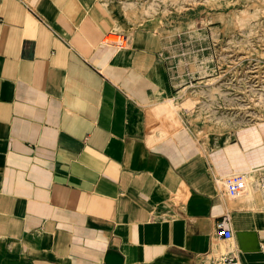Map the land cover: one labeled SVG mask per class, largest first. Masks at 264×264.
<instances>
[{
  "label": "crops",
  "instance_id": "0c3cea01",
  "mask_svg": "<svg viewBox=\"0 0 264 264\" xmlns=\"http://www.w3.org/2000/svg\"><path fill=\"white\" fill-rule=\"evenodd\" d=\"M129 2L0 0V264H264V126L206 143L170 118L165 41Z\"/></svg>",
  "mask_w": 264,
  "mask_h": 264
},
{
  "label": "rangeland",
  "instance_id": "374dc122",
  "mask_svg": "<svg viewBox=\"0 0 264 264\" xmlns=\"http://www.w3.org/2000/svg\"><path fill=\"white\" fill-rule=\"evenodd\" d=\"M129 1L165 41L170 118L206 143L264 126V0Z\"/></svg>",
  "mask_w": 264,
  "mask_h": 264
},
{
  "label": "built area",
  "instance_id": "2783aa9c",
  "mask_svg": "<svg viewBox=\"0 0 264 264\" xmlns=\"http://www.w3.org/2000/svg\"><path fill=\"white\" fill-rule=\"evenodd\" d=\"M111 37L113 39H111ZM104 45H109L115 47L116 49L126 48L128 46L127 37L117 31L109 32L105 35L103 42ZM216 184H222L225 189V193L230 198H237L243 195L247 191L248 179L246 174L243 173H234L223 180L214 178ZM264 188V178L261 183ZM215 236L223 240H231L232 233L229 228V218L225 216L215 223ZM206 264H241L240 260L237 257L236 252L229 251L221 257L211 260Z\"/></svg>",
  "mask_w": 264,
  "mask_h": 264
},
{
  "label": "bare ground",
  "instance_id": "6f19581e",
  "mask_svg": "<svg viewBox=\"0 0 264 264\" xmlns=\"http://www.w3.org/2000/svg\"><path fill=\"white\" fill-rule=\"evenodd\" d=\"M111 39H113V38L111 37ZM171 101H172V100H168V103H169L168 105H169V106L171 105V104H170ZM166 108H167V107H166ZM173 111H174V110H173ZM168 116H169V115H168Z\"/></svg>",
  "mask_w": 264,
  "mask_h": 264
}]
</instances>
